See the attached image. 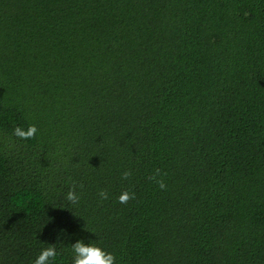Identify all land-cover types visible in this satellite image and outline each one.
Listing matches in <instances>:
<instances>
[{"label":"trees","instance_id":"trees-1","mask_svg":"<svg viewBox=\"0 0 264 264\" xmlns=\"http://www.w3.org/2000/svg\"><path fill=\"white\" fill-rule=\"evenodd\" d=\"M79 240L264 264V0H0V264Z\"/></svg>","mask_w":264,"mask_h":264},{"label":"clouds","instance_id":"clouds-1","mask_svg":"<svg viewBox=\"0 0 264 264\" xmlns=\"http://www.w3.org/2000/svg\"><path fill=\"white\" fill-rule=\"evenodd\" d=\"M37 131L38 129L35 125H30L27 129L17 126L13 134L18 138L27 140L35 138ZM130 176V171H124L122 173V179H128ZM149 179L155 182L160 189L163 190L167 188L160 169H156L154 173L150 175ZM99 195L102 199L108 198V193L104 190H101ZM134 198L135 196L133 193L125 190L119 195L118 200L122 204H127L130 199ZM66 199L73 205L79 203L80 198L75 191V186L67 193ZM51 245L52 246L46 247L40 252L34 264H49L50 260H55L58 255L57 250L55 245ZM72 253L71 264H116V257L113 253L108 252L101 246L92 242L85 243L83 240L77 241L72 244Z\"/></svg>","mask_w":264,"mask_h":264}]
</instances>
